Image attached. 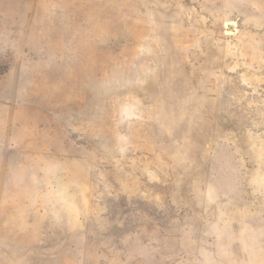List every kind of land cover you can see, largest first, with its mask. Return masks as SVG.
<instances>
[{
	"label": "rangeland",
	"instance_id": "rangeland-1",
	"mask_svg": "<svg viewBox=\"0 0 264 264\" xmlns=\"http://www.w3.org/2000/svg\"><path fill=\"white\" fill-rule=\"evenodd\" d=\"M0 264H264V0H0Z\"/></svg>",
	"mask_w": 264,
	"mask_h": 264
}]
</instances>
